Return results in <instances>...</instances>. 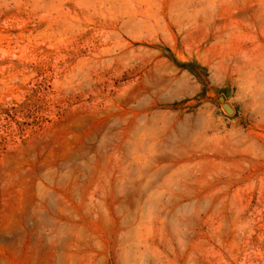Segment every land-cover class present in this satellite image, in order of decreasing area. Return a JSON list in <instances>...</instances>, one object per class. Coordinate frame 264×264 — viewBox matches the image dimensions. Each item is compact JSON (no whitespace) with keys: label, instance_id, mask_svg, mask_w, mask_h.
<instances>
[{"label":"rangeland","instance_id":"rangeland-1","mask_svg":"<svg viewBox=\"0 0 264 264\" xmlns=\"http://www.w3.org/2000/svg\"><path fill=\"white\" fill-rule=\"evenodd\" d=\"M0 264H264V0H0Z\"/></svg>","mask_w":264,"mask_h":264},{"label":"water","instance_id":"water-1","mask_svg":"<svg viewBox=\"0 0 264 264\" xmlns=\"http://www.w3.org/2000/svg\"><path fill=\"white\" fill-rule=\"evenodd\" d=\"M220 99L222 100L223 98L220 97ZM222 107L228 114H231L233 112V109L227 103L223 102Z\"/></svg>","mask_w":264,"mask_h":264},{"label":"trees","instance_id":"trees-1","mask_svg":"<svg viewBox=\"0 0 264 264\" xmlns=\"http://www.w3.org/2000/svg\"><path fill=\"white\" fill-rule=\"evenodd\" d=\"M193 65V63H183L181 66L185 68H189V66Z\"/></svg>","mask_w":264,"mask_h":264}]
</instances>
